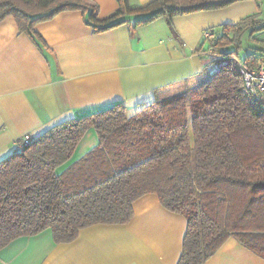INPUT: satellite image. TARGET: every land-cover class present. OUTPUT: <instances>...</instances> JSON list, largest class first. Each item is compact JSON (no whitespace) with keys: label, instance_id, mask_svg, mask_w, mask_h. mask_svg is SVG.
<instances>
[{"label":"trees","instance_id":"obj_1","mask_svg":"<svg viewBox=\"0 0 264 264\" xmlns=\"http://www.w3.org/2000/svg\"><path fill=\"white\" fill-rule=\"evenodd\" d=\"M244 0H153L100 16L95 0H0V23L13 17L21 32L64 11L80 10L98 33L135 18L134 25L223 9ZM258 3L261 0H255ZM261 10L223 24L202 82L157 99L132 117L115 104L69 119L0 160V250L20 237L50 230L56 243L74 241L97 224H125L133 203L154 193L188 222L178 264H205L230 237L264 258V98L251 95L237 59L264 58ZM248 37V39H247ZM249 40V41H248ZM208 58L204 59L207 62ZM95 129L99 143L61 173L80 141Z\"/></svg>","mask_w":264,"mask_h":264},{"label":"crops","instance_id":"obj_2","mask_svg":"<svg viewBox=\"0 0 264 264\" xmlns=\"http://www.w3.org/2000/svg\"><path fill=\"white\" fill-rule=\"evenodd\" d=\"M100 16L119 8L118 0H95ZM134 6L153 0H130ZM261 3L244 0L149 24L135 18L96 32L80 10L64 11L35 26L37 37L21 32L13 17L0 23V160L69 119L121 103L132 117L144 106L207 79L201 48L205 30L222 31L257 14ZM263 16V11L261 12ZM208 74V76L205 75ZM99 143L91 128L59 173ZM125 224L82 229L69 243H56L50 230L20 237L0 250V264H178L188 222L154 193L133 203ZM205 264H264V258L230 237Z\"/></svg>","mask_w":264,"mask_h":264},{"label":"built area","instance_id":"obj_3","mask_svg":"<svg viewBox=\"0 0 264 264\" xmlns=\"http://www.w3.org/2000/svg\"><path fill=\"white\" fill-rule=\"evenodd\" d=\"M216 35L211 30H205L203 33L204 44L208 42L206 47L201 48V56L209 58L213 56L214 48L211 46ZM238 67L244 79L245 89L253 96L264 98V58L257 63H252L249 59H237ZM206 68L215 71L216 66L213 62L206 65ZM33 137L28 134L24 136L21 147L30 144Z\"/></svg>","mask_w":264,"mask_h":264},{"label":"rangeland","instance_id":"obj_4","mask_svg":"<svg viewBox=\"0 0 264 264\" xmlns=\"http://www.w3.org/2000/svg\"><path fill=\"white\" fill-rule=\"evenodd\" d=\"M263 11V16H264V0H263V4L261 3V12ZM247 39H248V37H247ZM249 41V40H248ZM251 44H253L254 45V42L252 43V42H247V40L244 42V45H243V48L239 51V59H242L241 57H243V56H245L246 55V53H248L249 51H251V48L250 47H253V45H251ZM208 45V42H206L204 45H203V47H206ZM203 59H205V57H203ZM212 61H214V60H212V58L211 57H209L208 58V60H207V62H205V66L208 64V63H210V62H212ZM205 75L206 76H208V74L207 73H205ZM191 87V86H190ZM188 88V87H187Z\"/></svg>","mask_w":264,"mask_h":264}]
</instances>
